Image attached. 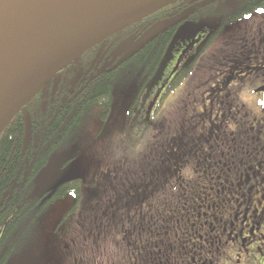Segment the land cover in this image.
<instances>
[{"label": "flooded vegetation", "instance_id": "flooded-vegetation-1", "mask_svg": "<svg viewBox=\"0 0 264 264\" xmlns=\"http://www.w3.org/2000/svg\"><path fill=\"white\" fill-rule=\"evenodd\" d=\"M244 20L229 46L211 38L178 60L162 98L181 87L176 105L137 156L99 174L125 178L112 212L136 263L264 264V12Z\"/></svg>", "mask_w": 264, "mask_h": 264}, {"label": "trees", "instance_id": "trees-1", "mask_svg": "<svg viewBox=\"0 0 264 264\" xmlns=\"http://www.w3.org/2000/svg\"><path fill=\"white\" fill-rule=\"evenodd\" d=\"M233 3L236 6L230 9L228 5ZM260 9H264V0H178L88 50L80 57L85 60L81 66L70 70L77 59L57 75L59 79L56 76L41 88L26 103L27 114L21 109L0 133V264H8L46 208L70 193L76 195V201L62 217L59 229L65 242L69 240L64 250L72 264H142L132 260L139 248L132 247L135 253L131 255L127 246L120 249L116 242L112 211L115 192L125 190L124 177L114 180L104 174L99 184L87 191L80 174H68L41 191L37 189L38 175L52 155L77 134L95 105L104 119L108 117L117 84L134 80L142 90L150 83L183 22L217 17L220 23L215 37L232 22ZM169 22L170 28L119 66H93L125 39L133 36L137 42L155 26ZM125 52L119 53L113 64ZM173 85L177 87V79Z\"/></svg>", "mask_w": 264, "mask_h": 264}, {"label": "rangeland", "instance_id": "rangeland-1", "mask_svg": "<svg viewBox=\"0 0 264 264\" xmlns=\"http://www.w3.org/2000/svg\"><path fill=\"white\" fill-rule=\"evenodd\" d=\"M228 6L233 9L236 4ZM219 23L217 17L183 22L150 83L142 90L134 80L117 84L108 117H102L98 105L93 107L77 134L52 155L48 165L38 175L37 189H49V186H54L68 174H80L84 188H95L100 172L106 167L137 156L148 142L152 125L169 113L179 99L181 87L162 99L177 68L178 60L182 57L181 64L189 65L208 40L213 38ZM245 24L247 23L244 18L232 22L211 39L209 47L222 49L229 46L231 35L236 34ZM134 42L133 36L125 39L115 51L102 56L93 66L97 69L111 66L117 55L128 50ZM84 62L85 60L79 57L70 70L73 72ZM159 93L161 96L157 97ZM75 201L76 195L70 193L47 207L32 225L8 264H72L67 251L64 250L69 240L65 242L59 224Z\"/></svg>", "mask_w": 264, "mask_h": 264}, {"label": "water", "instance_id": "water-1", "mask_svg": "<svg viewBox=\"0 0 264 264\" xmlns=\"http://www.w3.org/2000/svg\"><path fill=\"white\" fill-rule=\"evenodd\" d=\"M178 0H0V133L88 50ZM149 33L119 66L169 26Z\"/></svg>", "mask_w": 264, "mask_h": 264}, {"label": "snow or ice", "instance_id": "snow-or-ice-1", "mask_svg": "<svg viewBox=\"0 0 264 264\" xmlns=\"http://www.w3.org/2000/svg\"><path fill=\"white\" fill-rule=\"evenodd\" d=\"M259 11L264 12V9H260Z\"/></svg>", "mask_w": 264, "mask_h": 264}]
</instances>
